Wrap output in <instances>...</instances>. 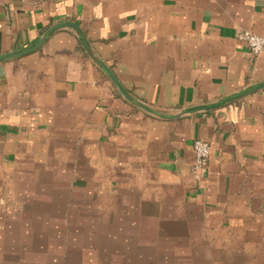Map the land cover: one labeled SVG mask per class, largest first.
<instances>
[{
	"label": "crops",
	"instance_id": "crops-1",
	"mask_svg": "<svg viewBox=\"0 0 264 264\" xmlns=\"http://www.w3.org/2000/svg\"><path fill=\"white\" fill-rule=\"evenodd\" d=\"M63 21L162 113L264 82V0H0V54ZM0 264H264V89L163 119L70 29L0 63Z\"/></svg>",
	"mask_w": 264,
	"mask_h": 264
},
{
	"label": "water",
	"instance_id": "water-1",
	"mask_svg": "<svg viewBox=\"0 0 264 264\" xmlns=\"http://www.w3.org/2000/svg\"><path fill=\"white\" fill-rule=\"evenodd\" d=\"M61 29H70L72 31L75 32V34L77 35L78 40L81 42L84 50L87 52V54L89 55V57L92 59V61L101 69V71H103V73H105V75L118 87V89L120 90L121 94L132 104L136 105L137 107L147 111L148 113H151L157 117L163 118V119H177L180 118L182 116L185 115H190V114H195L201 111H211V110H215L218 109L220 107H223L231 102H234L252 92L258 91L260 89H264V82H260V83H256L253 85H250L248 87H246L245 89L233 93L231 95H228L220 100H217L215 102L212 103H208V104H204V105H198V106H193V107H189L187 109H183L182 111H180L179 113H175V114H167V113H162L160 111H157L153 108H151L148 105H145L143 103H141L140 101H138L137 99H135L130 93L129 91L123 86V84L120 82V80L118 79V77L116 76V74L114 73V71L101 59L99 58L94 50L93 47L91 45V43L89 42V40L87 39V36L85 35L84 31L82 30V28L74 23V22H70V21H63L57 24H54L53 26H51L50 28H48L42 35L41 38H39L37 41H35L32 45H30L29 47L20 49V50H16V51H10L7 53H2L0 54V63L4 62V61H8V60H12V59H16V58H20L23 57L25 55L31 54L33 52H36L37 50H39L45 43L46 41L58 30Z\"/></svg>",
	"mask_w": 264,
	"mask_h": 264
},
{
	"label": "built area",
	"instance_id": "built-area-1",
	"mask_svg": "<svg viewBox=\"0 0 264 264\" xmlns=\"http://www.w3.org/2000/svg\"><path fill=\"white\" fill-rule=\"evenodd\" d=\"M237 38L246 43L251 53L254 55H259L264 51V38L262 36L244 30L237 33ZM193 151L195 155L193 172L198 174L208 162L211 153V145L203 139H197L194 142Z\"/></svg>",
	"mask_w": 264,
	"mask_h": 264
}]
</instances>
